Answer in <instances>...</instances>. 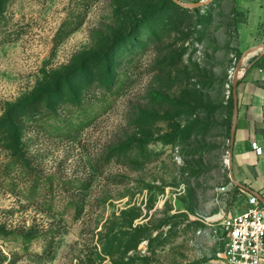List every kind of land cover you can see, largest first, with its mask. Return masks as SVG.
Returning <instances> with one entry per match:
<instances>
[{
	"label": "rangeland",
	"instance_id": "rangeland-1",
	"mask_svg": "<svg viewBox=\"0 0 264 264\" xmlns=\"http://www.w3.org/2000/svg\"><path fill=\"white\" fill-rule=\"evenodd\" d=\"M180 1L0 0V264H228L264 0Z\"/></svg>",
	"mask_w": 264,
	"mask_h": 264
},
{
	"label": "crops",
	"instance_id": "crops-1",
	"mask_svg": "<svg viewBox=\"0 0 264 264\" xmlns=\"http://www.w3.org/2000/svg\"><path fill=\"white\" fill-rule=\"evenodd\" d=\"M254 55L259 56L258 62L244 72L239 71L232 172L248 193L251 190L264 193V46L246 53L244 61ZM253 142L263 148L262 154L253 148Z\"/></svg>",
	"mask_w": 264,
	"mask_h": 264
},
{
	"label": "built area",
	"instance_id": "built-area-1",
	"mask_svg": "<svg viewBox=\"0 0 264 264\" xmlns=\"http://www.w3.org/2000/svg\"><path fill=\"white\" fill-rule=\"evenodd\" d=\"M252 146L258 154L263 153L257 142ZM221 225L226 234L224 257L228 264H264L263 192L249 191L246 208L224 217Z\"/></svg>",
	"mask_w": 264,
	"mask_h": 264
},
{
	"label": "water",
	"instance_id": "water-1",
	"mask_svg": "<svg viewBox=\"0 0 264 264\" xmlns=\"http://www.w3.org/2000/svg\"><path fill=\"white\" fill-rule=\"evenodd\" d=\"M175 1L180 3V4L186 5V6L194 5L193 3L185 4V3L181 2L180 0H175ZM208 2H209V0L199 1V2L195 3V6H197V5L200 6V5L208 3ZM241 64L242 63H238V65L236 67V70L233 73V98H234V110H235V117L236 118L238 116V102H239V99H238V81H239V78H240L239 71H240V68H241ZM232 146H233V142H232ZM234 179H235V177H234ZM235 181H236V179H235Z\"/></svg>",
	"mask_w": 264,
	"mask_h": 264
},
{
	"label": "bare ground",
	"instance_id": "bare-ground-1",
	"mask_svg": "<svg viewBox=\"0 0 264 264\" xmlns=\"http://www.w3.org/2000/svg\"><path fill=\"white\" fill-rule=\"evenodd\" d=\"M241 75V72H239V76Z\"/></svg>",
	"mask_w": 264,
	"mask_h": 264
},
{
	"label": "trees",
	"instance_id": "trees-1",
	"mask_svg": "<svg viewBox=\"0 0 264 264\" xmlns=\"http://www.w3.org/2000/svg\"><path fill=\"white\" fill-rule=\"evenodd\" d=\"M233 101H234V98H233Z\"/></svg>",
	"mask_w": 264,
	"mask_h": 264
}]
</instances>
